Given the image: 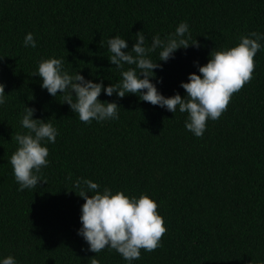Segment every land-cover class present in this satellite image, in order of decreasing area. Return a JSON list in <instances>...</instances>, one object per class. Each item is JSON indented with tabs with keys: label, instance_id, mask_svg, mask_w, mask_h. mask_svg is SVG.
Returning a JSON list of instances; mask_svg holds the SVG:
<instances>
[{
	"label": "trees",
	"instance_id": "obj_1",
	"mask_svg": "<svg viewBox=\"0 0 264 264\" xmlns=\"http://www.w3.org/2000/svg\"><path fill=\"white\" fill-rule=\"evenodd\" d=\"M182 22L199 48L178 49L167 62L159 61L161 49L150 53L162 65L152 83L165 97L186 96L181 82L199 74L212 51L235 47L252 32L264 35V0H0L6 94L0 105V262L12 256L17 264H91L94 257L99 264H129L109 248L89 251L78 235L85 201L74 183L83 178L101 192L143 194L159 205L167 228L162 247L141 250L131 264H264V39L254 78L218 120H208L202 138L185 128L187 113L134 94L121 99L102 91L101 102L121 106L119 119L86 124L61 93L51 96L32 76L42 60L56 58L69 75L117 84L122 70L109 62L110 38L125 39L124 51H131L137 32L151 46L154 36L163 40ZM28 33L35 48L24 46ZM129 67L135 65L123 70ZM26 106L58 135L55 143L42 142L49 165L38 175L47 183L18 191L10 158L15 135L27 132L21 125Z\"/></svg>",
	"mask_w": 264,
	"mask_h": 264
},
{
	"label": "clouds",
	"instance_id": "obj_2",
	"mask_svg": "<svg viewBox=\"0 0 264 264\" xmlns=\"http://www.w3.org/2000/svg\"><path fill=\"white\" fill-rule=\"evenodd\" d=\"M135 36L136 42L131 51H124L128 49V43L120 36L107 41L108 51L111 53L109 62L122 70V80L117 84L111 83L105 87L103 81L93 83L79 73L69 75L63 70V61L56 58L42 60L38 72L32 73V76L38 75L42 79L41 87L51 96L56 97L61 93L63 103H67L73 113L78 114L80 121L86 124L93 120L101 122L119 119L121 106L116 102H101L99 97L102 91L109 97L115 93L121 99L126 94H134L140 100L166 108L172 113L177 109L180 113H187L185 128L202 138L208 120H218L227 111L233 95L254 78V58L262 47L260 41L264 39V35L252 32L249 36H242L235 47L212 51L208 62L198 66L199 74L191 73L188 82H181L180 87L185 90L186 96L176 93L165 97L156 84L152 83L155 78L154 69L162 70V65L153 62L150 53L161 49L159 61L167 62L174 58L178 49L190 46L199 48V42L192 40L186 22L180 23L175 33L163 40L159 35L154 36L151 46L145 45L142 31ZM24 46L36 47L32 33L26 35ZM125 64L135 67L123 70ZM4 103L5 85L0 83V105ZM35 111V108L25 107L21 125L27 132L17 133L14 137L18 147L11 155L10 164L19 184L18 191L36 189L41 181L47 183L38 175L42 168L49 165V149L42 142L55 143L58 135L52 123L33 119ZM74 188L78 189V192L75 191L76 195L85 201L81 206L82 227L78 230V235L87 242L89 251L98 254L109 248L131 264L141 258V250L152 252L162 247L167 228L155 200L143 194L139 198L129 197L123 191L113 194L109 188H104L101 192L100 185L90 179L78 178ZM0 264L17 262L14 257L8 256ZM91 264H99V261L93 257Z\"/></svg>",
	"mask_w": 264,
	"mask_h": 264
}]
</instances>
